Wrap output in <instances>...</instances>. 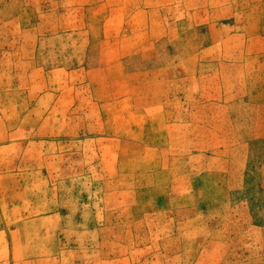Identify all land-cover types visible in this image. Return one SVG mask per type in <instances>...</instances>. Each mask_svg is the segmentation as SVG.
<instances>
[{
	"label": "rangeland",
	"instance_id": "rangeland-1",
	"mask_svg": "<svg viewBox=\"0 0 264 264\" xmlns=\"http://www.w3.org/2000/svg\"><path fill=\"white\" fill-rule=\"evenodd\" d=\"M0 264H264V0H0Z\"/></svg>",
	"mask_w": 264,
	"mask_h": 264
}]
</instances>
